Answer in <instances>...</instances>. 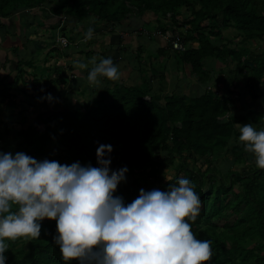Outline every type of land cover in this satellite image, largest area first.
Returning <instances> with one entry per match:
<instances>
[{
    "label": "trees",
    "instance_id": "trees-1",
    "mask_svg": "<svg viewBox=\"0 0 264 264\" xmlns=\"http://www.w3.org/2000/svg\"><path fill=\"white\" fill-rule=\"evenodd\" d=\"M184 7L191 10V15H182ZM41 11L47 18L42 24L38 22ZM262 11L264 0H0V47L4 45L6 49L1 51L0 48V142L4 141L15 152L24 151L40 160L48 158L68 164L80 161L94 166H98L97 148L101 144H111V167L118 169L127 165L130 169L127 182H121L117 189L126 203L139 195L145 183L135 171L150 168L152 178L159 179L162 171L173 166L178 158L180 163L176 166L175 175L164 183L163 189L181 176L194 182L204 210H201L197 221L192 222V228L198 238L212 241L213 254L205 264H264V168L247 164L246 173H228V170L227 173L222 172L225 180L217 183L214 178L218 172L216 165L211 168L214 165L203 160L209 151L216 153L217 148L226 145L235 162H250L255 157L245 151L243 142L238 139L239 131L235 127L238 118L232 106L233 99L229 95L215 96L214 91L208 89L215 76L205 69L207 60L215 57L224 61L230 56L237 59L256 78L255 83L249 82L250 89L254 91V84H258L264 75V54L245 57L244 49L221 45L201 31L204 26H211L210 32L216 35L222 26L232 24L244 32L247 40L263 39ZM147 13L155 14L156 18L144 19ZM15 14L24 19L23 31L18 35L23 45H5L9 35H16L12 24L3 20L10 18L12 23ZM37 24L38 29L35 28ZM90 25L95 34L86 41L84 35ZM36 31L47 34L52 44L47 39L37 41L32 38ZM169 31L172 33L167 37ZM134 34L141 40L150 41L165 37L166 47L154 42L149 45L139 43L138 53L133 58L129 55L123 60L119 56L114 63L119 65L121 60L128 61L133 70H140L145 69L148 60L152 65L165 54H171L178 67L189 66L197 76L192 80L203 85V92L197 91L198 83L193 90L192 81L185 77L177 82L176 89L181 91L165 92L167 69L164 68L172 64L169 62L159 75L160 84L156 89L152 87L153 78L145 81L148 88L128 84L124 78L111 80L102 77L101 83L89 84L87 71L92 58L98 62L102 57H108L106 51L113 47L125 54L127 46L123 44L128 36ZM61 37L67 40L66 44H62ZM106 37L110 40L106 41ZM54 39L59 47L54 45ZM174 39L181 41L185 49H176ZM143 47L148 53L145 59L142 57ZM40 54L44 55V61L56 57L57 64L62 57L83 55V62L89 65V69H82L84 75H78L73 81L75 87L72 83L71 88L75 95H79L81 85L87 82V95L90 97L75 108L65 109L63 106L65 110H57L55 106L47 113V123L43 126L35 122L27 127L22 123L16 129L11 114L7 120L1 118L4 103L16 104V94L10 91L11 88L24 91L27 89L20 88L19 84H31L34 100L29 102L35 104L43 95L52 92L51 86L58 84L54 81L47 87V80L43 81L42 75L38 76L24 67H34V61ZM88 57L90 61H84ZM70 68L71 72L80 69L75 64ZM62 69H66L65 64L55 66L57 79L66 78L60 74ZM237 78L240 79V75ZM184 83L192 90L182 91L181 84ZM147 94L150 95L149 100L145 98ZM75 100L80 101L78 98ZM178 121L181 125H177ZM263 122L264 116L257 127H261ZM160 154L164 155L161 160L154 159ZM190 159L194 160L192 169L188 163ZM200 160L203 165L198 166ZM182 170L185 173L180 175ZM132 175L135 176L131 178ZM154 181L150 184L155 185L157 181ZM227 196L231 197L228 203ZM229 211L230 214L236 213L233 224L227 220L223 225L213 221L209 223L214 217H227ZM204 223L207 225H202ZM42 224L47 235L34 238L27 249L10 252L17 246V240L9 241L7 264H66L59 246L53 241L56 221L49 219ZM73 264L78 262L74 260Z\"/></svg>",
    "mask_w": 264,
    "mask_h": 264
},
{
    "label": "clouds",
    "instance_id": "clouds-1",
    "mask_svg": "<svg viewBox=\"0 0 264 264\" xmlns=\"http://www.w3.org/2000/svg\"><path fill=\"white\" fill-rule=\"evenodd\" d=\"M90 25L84 39L91 40ZM80 69L89 65L77 59ZM117 80L119 65L111 56L92 58L91 85ZM49 99L51 93H47ZM239 141L264 168V126L239 123ZM111 144L97 148L98 166L35 158L24 151H0V264H7L9 241L39 238L45 219L56 221L54 244L66 264H205L212 241L200 239L197 221L202 200L194 182L181 176L166 189L141 188L131 202L117 195L127 182V165L111 167Z\"/></svg>",
    "mask_w": 264,
    "mask_h": 264
},
{
    "label": "rangeland",
    "instance_id": "rangeland-1",
    "mask_svg": "<svg viewBox=\"0 0 264 264\" xmlns=\"http://www.w3.org/2000/svg\"><path fill=\"white\" fill-rule=\"evenodd\" d=\"M195 5L198 7L199 6L198 2H196ZM183 11L184 12L182 15L184 17L191 15V10L187 9L186 7H184ZM262 12L264 13V11ZM44 13H45L44 11H41V14H39L40 19L38 22L43 23L44 20L47 19L43 15ZM18 16L19 14H15L12 17V20H14L13 23L15 22V24H17L16 21L18 19L17 18ZM219 19H221V15H219ZM150 20L151 19H149V21ZM3 21L6 23H11L10 18H7ZM48 21H52V20H48ZM48 21L47 23H50ZM207 22H205V24ZM13 30L16 36L9 35L6 38L7 41L5 40L6 42L4 44L6 45L7 43L10 45H14V44L23 45L21 39L18 37L19 28L14 27ZM201 31L204 32L206 36H209V38L215 41H218L221 45L226 44L228 47H232L234 49H244L242 51H245V54H244L245 57H248L251 54H254V55L264 54V38L247 40L244 38V35H245L244 32L232 24L227 27L222 26L221 32L216 35L210 32L211 26H204V29H201ZM41 33L36 31V33H33L31 37L32 38L35 37L37 41H39V39H47L50 42V44H52L47 34L45 33L41 34ZM171 33L172 31H169L168 34L171 35ZM165 40L167 41L166 38ZM53 43L54 45L59 47V45L56 44L55 39ZM44 58H45L44 55L40 54L39 56H37V59L34 61V64H35L34 67H30L26 65L24 67L30 72H36L38 76L42 75L43 81L47 80L45 81V84L47 87H50L49 85H53L52 82L54 81H55L54 82L55 84L57 83L58 84L56 86H51V88H53L52 90H50L52 91L50 92L52 94L51 99H49L47 94H45L41 97V100H37L35 104L32 102L31 103L29 102V100L31 99L34 100V92H33L34 88L31 87V84L29 86L21 82L19 84V87L20 88L24 87L25 89H27L24 91H21V89L19 88H11L10 91L16 94V104L15 103H9V104L4 103L2 106L3 110H2L1 118L2 120L3 119L7 120V116L11 114V116L15 119L13 127L16 129H19L22 123L24 124L26 123L27 127L29 126V124H32L35 122L39 123V126H43L47 123V119L45 118L47 113L50 110H53L55 106H57L55 108L57 110H65L68 107L75 108L81 101H85L90 97V95H87L88 90L87 89L85 90V87L83 86L84 84H87V82L81 85L79 95H75V93H73V89L71 88L72 83H73V86L75 87V84L73 81L77 79V76L84 75V72L82 71V69L81 70L77 69L74 72L70 71L71 69L70 66H73L74 61L77 59L73 58V56H70V57L66 56L64 59L62 57L60 59L62 61L59 64H57L56 57L55 58L53 57V59L48 60L49 62L44 61L43 60ZM84 61L86 62L90 61V57H88V59H84ZM168 62L172 64L167 65V67L170 69L169 70L170 73H168V71L167 73H165L166 79L169 76V83L168 81H166L168 84L165 86L166 87L165 92H169V91L171 92L173 91V89H176L178 80L184 77L186 78L187 81L188 80L192 81L191 88L193 89V86H194L196 89V85L198 81L195 82V80H192V79H197V76L191 72L188 65H183L181 67H178L179 65H177V62H175V59L172 57L171 54H165V56L161 57V60L159 59L156 60L152 64V67H155V69L159 70V69L164 68V65L167 64ZM61 63L66 65V69L64 70L62 69L63 70L62 72L60 71V74H63V76L66 77L64 80H62L61 78L57 79L56 72H55V66L61 65ZM175 65L177 67H175ZM205 69L209 70V73L215 76V81H213L210 84L211 86H209L208 89H212L214 91L215 96L216 95L217 96L229 95V97L233 99L232 106H234L233 108L234 113L238 118V120L235 123V127L237 128V130L239 131V127H240L239 123L244 124V123L252 122L256 126H258L261 119L264 116V75L262 79L259 80L258 84H254L255 89L253 91L252 89H250V84H249L250 81L253 83H255L256 81V78L253 77L252 71L245 68L240 63V61H237V59H234L231 56L229 57V59H226L224 61H219L215 57H212V58L210 57V59H208L205 64ZM155 74H159V73H155ZM237 75H240L241 78L238 79ZM149 77L150 78L153 77L154 83L152 87L156 89L158 87V84H160L159 76H149ZM125 81L129 82L126 79ZM215 82H218L216 86L214 85ZM198 84H199V88L197 91L203 92V85H201L200 83ZM143 87L148 88L146 85H144ZM181 87H182V91L190 89L189 85H187L186 83H184V85L181 84ZM176 90L181 91V89H176ZM253 92H255L256 94ZM77 98L80 99V101L75 100ZM145 98L149 100L150 95L147 94ZM55 102H56V105H54ZM67 102L70 104H67ZM63 104H67V105H63ZM63 106L65 109L62 108ZM255 111L256 113H254ZM22 120L24 121L22 122ZM177 125H181V122L178 121ZM260 126H264V122ZM11 138L12 136H10V139ZM0 151L15 153V149L9 146L8 144H6L4 141L0 142ZM163 157H164L163 154L155 155L154 159L159 158V160H161ZM203 160L210 162L211 165H214L211 168L215 167L216 165V170L218 172H215L214 178L217 183H219L221 180H225V176H222V174L227 173L228 170H229L228 173L234 172V171H241L242 173H246L247 168H248L247 164H251V167L253 166L252 164H256L255 157L253 161H250V162H243V163L235 162L232 159V156L229 155L227 145L223 146L222 148L221 147L217 148L216 153L215 152L211 153L209 151L208 155L205 158H203ZM201 162L202 161L200 160L197 163V165L198 166L203 165ZM179 163H180V159L177 158L173 166L162 171V173L159 176V179L152 178V176L150 175V168L140 169V171H135L136 176L138 175L141 177V179L145 180V183L141 181L143 183L142 184L143 187L141 188H144L146 190H150L152 188L163 189L164 183L169 181L170 178H172V176L175 175L176 166ZM188 163H189V167L192 169L194 167V160L190 159L188 160ZM180 173H181L180 175H183L185 173V170L180 171ZM134 176L135 175H132L131 178H133ZM228 179L229 178H226L227 181ZM153 180L157 181L155 185L150 184V183H153ZM116 194L120 195L119 192H117ZM227 197L228 198L226 199V203H228L231 200V197L230 198L229 196ZM201 210L202 211L204 210L203 202L201 205ZM230 212L231 211H229L227 217L225 216L224 217H220V216L214 217L212 218V220H210L209 223L212 224V221H213V222L219 223L220 225H223V223L227 220L231 224H233L236 218V213L233 212L230 214ZM47 220L49 219H45L44 221H47ZM202 225L206 226L207 223H204ZM45 235H47V231L44 225L42 224V231H41L40 237L41 238L45 237ZM33 239L34 238H31V237L18 238L17 246L15 248L13 247L12 250H10V252L11 251L15 252V249H19V248L27 249Z\"/></svg>",
    "mask_w": 264,
    "mask_h": 264
},
{
    "label": "crops",
    "instance_id": "crops-1",
    "mask_svg": "<svg viewBox=\"0 0 264 264\" xmlns=\"http://www.w3.org/2000/svg\"><path fill=\"white\" fill-rule=\"evenodd\" d=\"M152 17L156 18V15L151 14V13H147L144 16V19L153 20L154 18H152ZM17 18H18L16 21L17 24H15V22L14 23L12 22L13 24L12 23H10V24H12L11 25L12 28L18 27L19 28L18 32L21 35V32L23 31V26H22L23 24L22 23H23L24 19L21 18L20 16H18ZM40 24H42V23H40ZM37 25H39V24H37ZM37 25H35L36 29H38ZM134 25H136V22L134 23ZM109 40H110V37H106V41H109ZM153 42L155 44H157L158 46H165V47H166V43H167V41L165 40L164 37H156L150 41V40H145V39L141 40V38L137 37L134 34L132 36H128L127 40L123 44V46H125V45L127 46L125 54H124V52H121V53L117 52L115 47H113V49L108 48L106 53L108 56H111L113 58V60L116 57L118 58L119 56H122L123 60H125L127 56L131 55V57L133 58L135 56V54L138 53L137 46H139V43H141V44L144 43L145 45H149ZM2 46L3 47H0L1 51H6L5 46L4 45H2ZM95 46L99 47L96 44H95ZM21 47H23V46H21ZM143 48L144 49H142V57H143V59H145L148 53H147V48H145V47H143ZM2 49H4V50H2ZM76 56H78V57H76ZM73 58L83 61L84 56L80 55V54L79 55L75 54ZM123 60H121V62H120L121 66L119 64V66H120L119 67V71H120V77L119 78L122 79V77H123L124 79L128 80L129 82H126L128 84H139L141 86H144V85H146V83H145L146 80L153 78V77L150 78L149 76H159L160 73H162L163 68L159 69V70L155 69V67H152L149 60L146 62L145 69H140V70L139 69L133 70L134 68H132V66L129 65L130 63L127 61L128 62V64H127V62L123 61ZM164 69H167L168 73H170V71H169L170 69L167 66ZM167 71H166V73H167ZM155 73H159V74H155ZM167 81L169 82V76L167 78ZM83 86L85 87V90L88 89V84H84Z\"/></svg>",
    "mask_w": 264,
    "mask_h": 264
},
{
    "label": "built area",
    "instance_id": "built-area-1",
    "mask_svg": "<svg viewBox=\"0 0 264 264\" xmlns=\"http://www.w3.org/2000/svg\"><path fill=\"white\" fill-rule=\"evenodd\" d=\"M166 35H167V37L171 36L169 34H166ZM61 41H62V44H66V42H67V40L65 38H62V37H61ZM173 45L176 49H182V50L185 49V46L183 45V43H181V41H179L178 39L173 40Z\"/></svg>",
    "mask_w": 264,
    "mask_h": 264
}]
</instances>
